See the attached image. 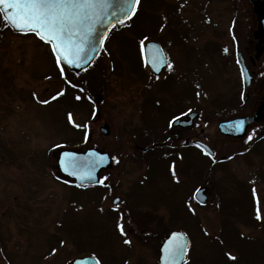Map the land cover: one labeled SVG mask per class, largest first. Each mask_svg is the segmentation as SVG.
<instances>
[{
	"label": "rangeland",
	"instance_id": "rangeland-1",
	"mask_svg": "<svg viewBox=\"0 0 264 264\" xmlns=\"http://www.w3.org/2000/svg\"><path fill=\"white\" fill-rule=\"evenodd\" d=\"M149 1L146 8L154 17L144 18L135 26L136 36L126 35L134 42L124 49L117 40L104 48L91 72L99 87L95 93L85 94L81 99L84 112L79 113L76 107L71 120L65 109L54 102L62 96L61 92L65 93L68 76L59 72L50 49L33 36L14 35L0 17V264H4L3 253L9 258L28 255L27 264H37L43 257L46 259L39 264H65L83 256L74 245L77 240L83 244L81 252L93 253L85 255L100 258L102 264H158L157 241L139 242L138 238L150 228L153 219L155 223L165 221L159 224L162 231L173 226L172 210L185 215L191 209L196 220L190 218L183 230L192 242L189 258L193 257L195 264H227L232 257L237 263L243 258L247 264H264V182L258 178L257 163L249 168L244 164L245 158L236 153L241 150L234 151L236 146L226 149L231 158L218 179L217 175L214 177L218 185L214 184L211 190L209 205L198 208L191 190L198 183V170L208 164L206 159L196 151L180 150L177 154L182 163L162 159L150 171L142 164L141 149L139 153L131 149L138 131L145 129L151 133L144 131L141 139L144 145H150L142 149L165 152L164 147L155 143L163 146L168 120V115L160 113L157 107L142 105L139 100L136 73L143 70L140 41H158L168 51L172 65L166 75L177 77L173 67L181 66L185 59L170 49L168 35L175 20L170 13H180L181 21L191 30V44L202 50L203 45L210 43L229 44L228 35L238 21L240 43L246 42L245 5L238 0H157V4ZM180 33L171 32V37L179 38ZM113 54H117V67ZM208 56L191 53L185 69L182 67V72L184 69L190 77V92L199 95L198 100L191 101V107L199 105L209 119L206 137L213 135L217 122V110L213 108L217 92L227 94L222 82L225 80L228 85L227 78L237 75L229 68L228 74L221 73V81L217 78L219 63L213 64ZM53 72L56 76L51 75ZM86 78L89 76L81 81ZM179 87L176 85V92ZM185 91L183 88L181 93ZM97 95L103 96L99 104ZM176 99L183 100L182 96ZM166 101L170 103L169 98ZM87 107L93 110L90 116ZM103 123L110 127L109 137L100 133ZM79 127L86 128L87 140L73 150L96 148L113 158V168L100 176L110 187L108 191L79 192L57 171V154L68 147L65 142L72 140ZM211 142L217 149V142ZM183 164L195 167L187 178L181 173ZM219 194H225L223 206L228 207V218L217 212ZM115 197L122 199L118 207L112 205ZM249 198L253 203L249 204ZM147 215L151 218H145ZM225 220L237 231L229 242L224 238ZM59 240H63L61 246L55 249Z\"/></svg>",
	"mask_w": 264,
	"mask_h": 264
},
{
	"label": "flooded vegetation",
	"instance_id": "flooded-vegetation-1",
	"mask_svg": "<svg viewBox=\"0 0 264 264\" xmlns=\"http://www.w3.org/2000/svg\"><path fill=\"white\" fill-rule=\"evenodd\" d=\"M238 1L244 3L247 12L246 42L244 44L240 43V37L236 32V25L241 24L240 21H238L236 22L234 29L230 30V34L228 35L230 40L229 44L222 45V47L216 45L215 43H210L208 45H203L202 50H198L199 47L197 45L195 46L191 44V30L187 24L181 21V18L179 16L180 13H170L173 18L175 16V20L172 22L174 27L169 30L168 35L170 49L178 52L179 56L185 59L184 64H182L181 66L173 67L174 71H177V77H174V74L170 76L166 75V72L169 69L168 64H171V62L168 51L164 49V47L158 41L147 39L143 42L140 41V43L138 44L140 63L143 66V70L140 69V71H137L136 73V79H138L136 81L138 85L136 86H138L140 89L138 93L139 100L141 101L142 105L157 107L160 113L168 115L167 125L165 126L164 132L165 136L163 137V146L155 143V145H157L159 148L164 147L163 149L165 150V152H154L157 150V148H155L154 150H149L150 148L142 149L136 147L137 151L141 149L142 155L144 154L140 157L142 159V164L147 165L149 167V170L151 171L154 165L162 159H171L175 163H182L183 159H181L177 154L178 152H180V150H193L198 152L204 159L208 161V164L207 166L206 164L203 165V168L201 170H198V183L191 190V194H193L192 196L194 200V194L197 191L206 188V195L208 196L207 206L210 202L211 190L214 187V184L216 186L218 185V182L216 184V182L214 181V177L217 175L218 179L219 172L223 170V167L231 158V155H228L229 153H226V149H230L229 147L236 146V149L234 151L241 150L236 153L242 156V158H245V160H243L244 164L249 168H252L253 166H255V163H257L259 169L258 178L261 182H264V174H260V172L264 170V114H262L263 116H261L258 120L253 121L248 125L245 130L244 136L241 138L231 135H225L220 131V126L222 124L231 123L238 119L254 118L258 114V112L262 108H264V39L256 37V34L259 31V22L254 7V4L259 0ZM153 17L154 16L152 14H149L148 11L139 10L135 15L136 27L139 23L141 24V22H143L144 18ZM176 31H181L180 37H171V32L174 34ZM145 41L147 42L143 45ZM149 42H156L160 45L167 62L166 66L163 68L159 75H156L150 69L145 60L144 49ZM191 53H196L201 57L204 55H209L207 58H212L213 64L214 61H217V63L220 64H217L216 67L218 69L217 78L220 77L221 81V73L228 74L229 68L232 74L235 72V74H237L231 76L230 78H227L228 85H226L225 80L222 82L223 87L227 91V94L217 92V104H213V108L217 110V122L214 124L212 136L206 137V133L208 132L207 121L209 119L205 117L204 110H202L199 105L191 107V101L199 99L198 93L190 92V77L184 70L185 64L189 59V55H191ZM228 65L231 66L228 67ZM232 66L234 69L232 68ZM182 67H184L183 72ZM232 78L234 80H232ZM173 84L174 87L171 86ZM176 85L178 87L180 86L178 88L179 91L177 92ZM183 88H185L186 91L184 93H181V90ZM174 91L176 93L172 98L171 95ZM179 96H182V101L176 99ZM168 98L170 99L169 104H167L166 101L168 100ZM184 101H187V103L184 107H182V103ZM191 115L192 118H190ZM177 117H179V121L183 122L184 124L174 126V123L172 122L175 121ZM144 131L145 129H140L138 132H141L142 134ZM148 133L151 132L148 131ZM212 139L217 142V149L212 146ZM201 144L208 147L211 150L212 155L205 154L206 150L201 146ZM197 145H200L201 147H197ZM149 151L152 152L148 155ZM194 168L195 167L192 164H183L181 166V173L183 172L184 175L183 177L187 178L188 174L194 171ZM191 176L194 175L192 174ZM106 185L107 184L105 182L101 183L100 180V184L98 186ZM239 188L241 187L239 186ZM224 196L225 194L218 195L219 200L217 203V212L221 216H225L228 218V212H226V210L224 214L222 213L224 207ZM120 200L122 202L121 198ZM121 202L114 207H118ZM251 203H253L252 199ZM195 204L198 208L206 207H201L196 202ZM134 207L135 205L132 204V208ZM181 217L187 220V224L189 223L190 218L193 221L196 220V215L194 213V210L192 209L189 211V213L181 215ZM145 218H148V216H145ZM154 221L155 220H153V222ZM256 221L258 220L256 219ZM54 248H58V242L54 245ZM12 256L15 255L12 254ZM27 257L28 255L25 257H21L19 255L17 257L9 258L6 254H2L4 264H27ZM45 259L46 258L43 257L42 260L37 264L43 262ZM70 260H68L67 262H69ZM67 262L65 264H67Z\"/></svg>",
	"mask_w": 264,
	"mask_h": 264
},
{
	"label": "snow or ice",
	"instance_id": "snow-or-ice-1",
	"mask_svg": "<svg viewBox=\"0 0 264 264\" xmlns=\"http://www.w3.org/2000/svg\"><path fill=\"white\" fill-rule=\"evenodd\" d=\"M140 3L141 0H124L118 12L112 13L118 16L117 23L123 24L125 19L135 16ZM111 7V0H0V16L19 32L26 35L34 34L41 41L49 44L63 74L64 65L78 68L84 66V62L89 59L87 53L92 45L91 37L94 35L95 25L104 18L100 10L107 15V10ZM159 63H163V60L154 58L152 67L157 68ZM168 68L169 70L172 68L170 63ZM60 95L63 93L61 92ZM69 119L71 120V114ZM179 119L177 117L172 123L178 122ZM242 126L243 121L238 123L237 128ZM197 147L201 146L197 145ZM205 154L210 153L206 151ZM103 159L105 158L101 157V160ZM76 167V158L66 154L65 170H74ZM89 167L88 175L80 176L81 180L94 179L92 172L95 170V165ZM69 174L75 172L70 171ZM257 204L259 205V201ZM257 211L259 213V207ZM120 230L124 234L123 224L120 225ZM125 242L130 243L127 240ZM186 247V243L179 244L171 251L165 249V252L175 264L176 258L184 253Z\"/></svg>",
	"mask_w": 264,
	"mask_h": 264
},
{
	"label": "water",
	"instance_id": "water-1",
	"mask_svg": "<svg viewBox=\"0 0 264 264\" xmlns=\"http://www.w3.org/2000/svg\"><path fill=\"white\" fill-rule=\"evenodd\" d=\"M123 2L124 0H111L112 7L107 10V15L104 14L103 10H100V14L104 16V18L102 20H99L95 25L94 35L91 37L92 45L87 53L89 59L86 62H84V66L81 68L75 66L69 67L67 65H64V67L67 68L70 73L79 75L90 69L91 66L94 64V62L100 55L101 51L103 50L110 33L113 31L115 27H117L118 25H122L120 23H117L118 16L112 15V13L118 12ZM254 7L259 22V31L257 32L256 37L264 39V0H259L257 3L254 4ZM129 20L130 19H125L123 24L127 23ZM8 26L15 34H23L19 32L16 28L10 26L9 24ZM27 35H34V34H27ZM103 37H106V39H102ZM144 54L147 65L156 75H159L167 64L160 45L156 42H149L144 49ZM154 58H156L157 60H161V59L163 60V63H159L157 68L152 67ZM97 101L100 103L102 101V96H98ZM262 114H264V108H262L254 118L238 119L231 123L222 124L220 126V131L225 135H231L241 138L244 136L245 130L248 127V125L251 122L258 120L261 116H263ZM190 118H192V115L190 116ZM241 121H243V126L238 129L237 125ZM182 124L184 123L178 121L174 123V126H178ZM100 132L105 137L110 136L109 125L107 124L102 125L100 128ZM201 146L212 155L211 150L208 147H206L203 144H201ZM66 154H71V156L76 158L77 167L74 170L73 169H70L69 171L65 170ZM101 157L105 159L101 160ZM90 165H95V170L92 172V176L94 177V179L81 180L80 176L88 175L90 171V167H89ZM111 167H112V159L109 153L101 152L96 149H87L84 152L61 150L58 153V157H57V168L60 174L63 177L72 180L74 184L79 187L97 186L99 184V174L102 171L110 169ZM70 171H74L75 174H69ZM206 191H207L206 188L201 189L197 191L194 196L196 202L202 206H205L208 201V196L206 195ZM120 202H121L120 198H116L113 201V205L116 206ZM185 243L187 244V247L184 253L176 258L175 264H187L189 257V250L191 248V241L184 232L178 230L172 231L161 244L159 248V258H158L159 264H173L172 260L169 257V254L165 252V249H169V251H171L177 245L185 244ZM67 264H99V262L94 257H83V258L73 259Z\"/></svg>",
	"mask_w": 264,
	"mask_h": 264
},
{
	"label": "trees",
	"instance_id": "trees-1",
	"mask_svg": "<svg viewBox=\"0 0 264 264\" xmlns=\"http://www.w3.org/2000/svg\"><path fill=\"white\" fill-rule=\"evenodd\" d=\"M151 2H153V0H151ZM155 3L156 4L158 3L157 0H154L153 4H155ZM148 4H150L149 0H141V3L139 5L140 9L138 8L137 12L139 10L148 11V9L146 8V6ZM135 26L136 25H135V16H134L133 19L128 24L119 27V29H116L112 33L110 42L113 43V42H115V40H117V42L122 47V49H124L125 46H128L132 42H134V39H127L126 35L127 34H134L136 36L137 30H136ZM111 43L109 44V46L111 45ZM115 55H117V54L112 55V61L116 64V67H117V60L115 58ZM120 59H122V57ZM121 62H122V60H121ZM92 69L93 68H91L89 71H87V72H85L79 76L72 75L67 70H64V72L68 76L67 77L68 80L65 79L66 80L65 81L66 91H65V93H63V95L61 97H59V99H57L54 102H57L60 107L65 109V112L67 114H75L76 107H77L78 112L82 114L84 112V110H83L84 105L81 103L82 102L81 99L83 100L85 94H87L86 96H88L91 93H95L97 88L99 87V85H97L98 81L96 80L97 78H95V74L91 73ZM54 72L58 76L56 71H54ZM54 72L51 75H53ZM59 72H61V71L59 70ZM90 74H92L93 76L90 77ZM87 76H89V78H86L85 80L81 81L84 77H87ZM103 82H104V80L102 81V83ZM81 89H83V91H81ZM77 97H80V99H77ZM92 112L93 111L89 107H87L88 116H90L92 114ZM69 127L71 128L72 126H68V128ZM146 132L148 133V130ZM140 134H141L140 132L137 133L138 139L136 141H134L131 145V149L134 151V153H139V152H137L136 147L144 148V146L148 147V145H150V143H147L145 145L143 144L144 141H142V139H141L142 135H140ZM75 137L78 138V142H77ZM75 140L77 143L74 142ZM86 140H87L86 128L79 127L77 132H75V135H73L72 140L69 142H65V144H67V146L70 148H76V147L83 146V143ZM151 152L152 151H149L148 154H150ZM152 165H153V163H152ZM73 188H76V187L73 186ZM250 203H251V198H249V204ZM225 209L226 208L224 206L223 211H222L223 214L225 213ZM170 214H171L170 221H171V224H173V226L171 228L174 229V227L180 226L181 228H179V229H184L183 226L187 224V220L184 219L183 217H181V215H179L176 210H172V212ZM147 216L150 217L149 215H147ZM164 222H162V221H160L158 223H155V221L151 222L150 228H146V229L144 228L145 233H143L144 234L143 236H140V238H138V241L140 239L142 241L146 240V242H149L151 239H153V240L157 241V243L159 245L164 240V238L168 235L169 229H170V228L169 229H163L162 231L160 230V227H161L160 225L163 224ZM246 225L250 226L248 224H246ZM222 227L224 230L227 229V234L224 238H227V241L229 242L231 240V235L236 234L237 231L234 229V226H232L229 221H225L223 223ZM147 231L149 233H146ZM67 234H69V233H67ZM74 245L77 247V249H79L80 254L88 253L87 250H85L84 252H81V251H83V249H81L83 247V244L79 240H77ZM232 248L235 249L233 244H232ZM192 258H190L189 264H195L194 261H192ZM230 259L231 260L227 264H239V262H240V264H244V263L247 264L248 263V261L243 259V258H241L238 263H237L238 260H235L232 258H230Z\"/></svg>",
	"mask_w": 264,
	"mask_h": 264
}]
</instances>
